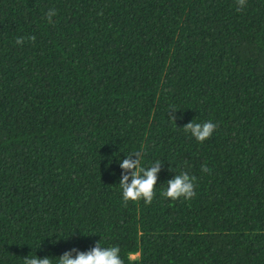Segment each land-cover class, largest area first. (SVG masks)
<instances>
[{
  "label": "trees",
  "instance_id": "1",
  "mask_svg": "<svg viewBox=\"0 0 264 264\" xmlns=\"http://www.w3.org/2000/svg\"><path fill=\"white\" fill-rule=\"evenodd\" d=\"M237 6L0 0V264L97 242L124 264H264V0ZM192 121L217 127L201 143ZM141 149L156 195L125 205ZM181 172L196 195L163 197Z\"/></svg>",
  "mask_w": 264,
  "mask_h": 264
},
{
  "label": "clouds",
  "instance_id": "2",
  "mask_svg": "<svg viewBox=\"0 0 264 264\" xmlns=\"http://www.w3.org/2000/svg\"><path fill=\"white\" fill-rule=\"evenodd\" d=\"M236 11H242L246 5L247 0H236ZM56 15L55 9H50L46 13V18L49 23H53L52 17ZM35 41V36L18 37L15 41L16 44L22 45L24 40ZM173 109H176L173 107ZM171 121H176V116L169 117ZM217 125L211 121L201 123L189 122L183 126L185 133H190L197 141L203 143L209 139L216 129ZM137 159H131L132 153L129 158H125L120 162V167L125 170L121 174L119 185L122 189L123 202L126 205L129 201H139L143 199L145 204H151L156 193L155 187L157 185V173L160 171V161L157 160L154 164L145 168L142 166L143 150L134 151ZM202 171L209 172L210 169L201 165ZM131 170V171H128ZM129 177L131 180L129 182ZM195 176H190L188 172H181L174 176V178L167 181V189L161 192L163 197L171 198L175 201L183 197L185 200L192 199L195 195ZM119 246L101 247L100 243L93 247L90 251L83 252L73 248L71 251L65 252L59 257V264H124V260L120 255ZM72 252H76L75 258L72 257ZM140 253H129V261H136L139 259ZM24 264H51V259L48 256L44 258L26 257Z\"/></svg>",
  "mask_w": 264,
  "mask_h": 264
}]
</instances>
